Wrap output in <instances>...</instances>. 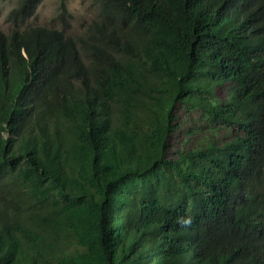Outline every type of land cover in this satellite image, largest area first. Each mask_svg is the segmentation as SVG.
<instances>
[{
  "label": "trees",
  "instance_id": "obj_1",
  "mask_svg": "<svg viewBox=\"0 0 264 264\" xmlns=\"http://www.w3.org/2000/svg\"><path fill=\"white\" fill-rule=\"evenodd\" d=\"M41 1L0 30V264H264V0H92L75 35Z\"/></svg>",
  "mask_w": 264,
  "mask_h": 264
},
{
  "label": "rangeland",
  "instance_id": "obj_2",
  "mask_svg": "<svg viewBox=\"0 0 264 264\" xmlns=\"http://www.w3.org/2000/svg\"><path fill=\"white\" fill-rule=\"evenodd\" d=\"M17 0L0 1V30L7 31L9 25L6 15L16 4ZM66 6L69 14L68 34L75 35L83 30L85 25L94 18L95 9L92 0H67ZM58 0H42L38 5L34 16L29 20L30 25L59 28L56 20ZM220 92H217L219 96Z\"/></svg>",
  "mask_w": 264,
  "mask_h": 264
}]
</instances>
